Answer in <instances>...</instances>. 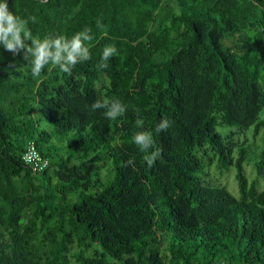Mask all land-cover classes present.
<instances>
[{"label":"trees","instance_id":"1","mask_svg":"<svg viewBox=\"0 0 264 264\" xmlns=\"http://www.w3.org/2000/svg\"><path fill=\"white\" fill-rule=\"evenodd\" d=\"M8 3L36 18L34 37L93 40L70 74L39 78L0 46V264H264V0ZM101 97L126 113L90 112ZM137 110L161 152L151 167L132 142ZM261 129L248 179L247 131ZM29 140L42 171L21 158ZM212 167L234 170L237 194L208 181Z\"/></svg>","mask_w":264,"mask_h":264},{"label":"clouds","instance_id":"2","mask_svg":"<svg viewBox=\"0 0 264 264\" xmlns=\"http://www.w3.org/2000/svg\"><path fill=\"white\" fill-rule=\"evenodd\" d=\"M74 11H78V8ZM29 21L35 23L36 18L34 16L22 18L10 9L8 0H0V46L13 56L22 54L34 78H39L46 67L70 74L78 63L91 59L89 47L93 40L91 29L84 28L74 33L71 38L64 34L46 35L40 38L33 36L28 26ZM97 26L103 27L99 21ZM116 54L117 49L114 44L105 45L99 67L108 68V61ZM86 108L90 112L104 110L103 115L109 120H116L127 111V106L120 99L108 97L98 98L90 105H86ZM171 123L167 118L161 119L156 131H167ZM144 124L145 118L137 110L135 126L138 131L133 136L132 142L144 153L143 159L151 167L160 157L161 152L155 149L153 133L144 130ZM149 149L153 150L149 152ZM125 166H130L135 171V158L125 161Z\"/></svg>","mask_w":264,"mask_h":264},{"label":"rangeland","instance_id":"3","mask_svg":"<svg viewBox=\"0 0 264 264\" xmlns=\"http://www.w3.org/2000/svg\"><path fill=\"white\" fill-rule=\"evenodd\" d=\"M172 11H177V7L173 1L169 2L167 5ZM234 131H237L233 129ZM230 129H221L220 132L224 135L230 133ZM247 136L250 139L249 141H252V147L249 150L248 159L244 163V170L245 175L248 177V179H252L253 177H257L256 175V169H255V161L257 160V153L259 149L262 146V129L259 130L256 134H254V130L247 131ZM242 134H234V141H239V139H242ZM260 183V188H264V178H258ZM208 181L211 183L223 185L227 187L232 193L237 194V185L236 181L234 179V170H229L228 172L222 173L218 168L212 167L210 169V177L208 178Z\"/></svg>","mask_w":264,"mask_h":264},{"label":"built area","instance_id":"4","mask_svg":"<svg viewBox=\"0 0 264 264\" xmlns=\"http://www.w3.org/2000/svg\"><path fill=\"white\" fill-rule=\"evenodd\" d=\"M22 160L29 165L34 172L42 171L48 166L47 157L43 156L36 147L33 140L26 142L25 151L22 154Z\"/></svg>","mask_w":264,"mask_h":264}]
</instances>
